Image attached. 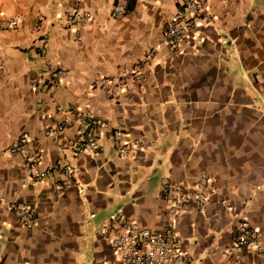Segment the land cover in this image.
<instances>
[{
  "label": "crops",
  "instance_id": "crops-1",
  "mask_svg": "<svg viewBox=\"0 0 264 264\" xmlns=\"http://www.w3.org/2000/svg\"><path fill=\"white\" fill-rule=\"evenodd\" d=\"M0 0V264H108L115 260L102 231L123 214L160 230L170 220L162 196L169 182L187 187L206 174L212 191L204 210L190 200L176 229L190 264H236L228 255L245 220L262 237L240 264H264V0H210L213 20L190 33L191 45L170 56L161 41L174 0ZM92 16L80 27L65 14ZM143 79L112 99L91 85L123 77L149 50ZM62 67L63 80L52 71ZM107 124L96 156L74 153L75 116ZM65 123L62 132L57 126ZM126 134L140 149L118 156L107 136ZM21 136L22 154L9 149ZM67 164L72 184L60 190L58 170L30 184L23 163ZM34 213L22 225L8 204ZM228 205L229 209L225 208Z\"/></svg>",
  "mask_w": 264,
  "mask_h": 264
},
{
  "label": "built area",
  "instance_id": "built-area-1",
  "mask_svg": "<svg viewBox=\"0 0 264 264\" xmlns=\"http://www.w3.org/2000/svg\"><path fill=\"white\" fill-rule=\"evenodd\" d=\"M63 0H57L62 2ZM227 3L229 0H221ZM128 0H117L112 7L110 16L113 18L125 15ZM210 0H174L175 11L167 20L161 34L162 43L168 48L170 56H177L182 48L191 45L190 33L203 24L213 20L209 7ZM65 19L70 24L85 27L92 19L89 12L71 10L65 14ZM18 18L0 19V30L13 31L18 29ZM156 50H149L145 57L135 63L123 77H98L91 85L93 90L106 93L112 99L117 97L127 88L129 81L143 79V69L154 59ZM2 57L0 56V72ZM62 67L52 71L56 80L65 78ZM77 127L76 141L72 146L74 153H87L96 156L99 152V140L104 135L107 124L96 119L91 114H78L75 116ZM65 123L57 126V131L62 132ZM108 140L120 157L126 156L133 149H140L139 141L128 142L126 134L121 131H112L107 136ZM28 141L25 136L10 147L11 154H22L26 151ZM58 170L62 178L57 182L60 190L67 189L72 184L73 170L67 164L59 166L42 167L37 156L26 158L23 163L24 176L21 182L30 184L49 176ZM206 174H200L196 183L183 187L179 184L166 182L162 186V196L170 220L160 230H150L140 225L123 214L110 218L102 234L110 241V246L115 260L108 264H190L182 249V239L177 232L178 218L186 210L190 200H195L198 208L204 210L212 191ZM229 209L228 205H225ZM8 209L15 213L22 225L33 226L36 224L33 211L20 203L8 204ZM262 235L247 221L241 220L235 227L233 245L228 250V255L235 257L236 264L241 263V256L245 251L257 250Z\"/></svg>",
  "mask_w": 264,
  "mask_h": 264
}]
</instances>
